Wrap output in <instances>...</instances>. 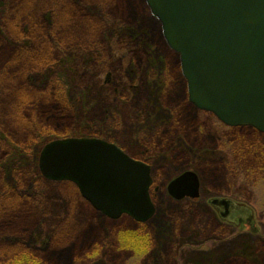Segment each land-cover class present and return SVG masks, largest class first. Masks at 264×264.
<instances>
[{"label":"rangeland","instance_id":"374dc122","mask_svg":"<svg viewBox=\"0 0 264 264\" xmlns=\"http://www.w3.org/2000/svg\"><path fill=\"white\" fill-rule=\"evenodd\" d=\"M72 138L153 169L149 221L43 176L45 146ZM186 171L199 199L168 193ZM216 195L248 205L258 232L222 220ZM0 264H264V134L190 103L146 0H0Z\"/></svg>","mask_w":264,"mask_h":264},{"label":"water","instance_id":"95a60500","mask_svg":"<svg viewBox=\"0 0 264 264\" xmlns=\"http://www.w3.org/2000/svg\"><path fill=\"white\" fill-rule=\"evenodd\" d=\"M146 3L166 44L179 55L190 103L228 127L264 134V0ZM40 169L49 180L74 184L85 201L111 219L127 215L145 223L155 214L151 167L113 143L73 138L51 142L43 149ZM168 191L177 200L198 198L197 174L183 173ZM211 204L222 220L258 232L249 206L230 199Z\"/></svg>","mask_w":264,"mask_h":264},{"label":"flooded vegetation","instance_id":"af4514ba","mask_svg":"<svg viewBox=\"0 0 264 264\" xmlns=\"http://www.w3.org/2000/svg\"><path fill=\"white\" fill-rule=\"evenodd\" d=\"M135 159V158H134ZM145 163V162H144ZM147 164V163H146ZM151 177H152V181H153V184H152V186H151V188H150V194H151V198H152V200H153V196H152V187L154 186V178H153V169L151 168ZM198 179H199V196H198V198H196V199H199L200 197H201V187H200V178L198 177ZM169 193V192H168ZM170 195V194H169ZM171 196V195H170ZM172 197V196H171ZM173 198V197H172ZM173 199H175V198H173ZM191 198H183V199H181L180 201H183V200H190ZM214 199H230L229 197H227V196H222V195H216V196H212V197H210L208 200H207V204L209 205V206H211V208L215 211V213L218 215V216H220V214H219V212L217 211V209L216 208H214L213 207V205L211 204V201L212 200H214ZM230 200H232V199H230ZM154 201V200H153ZM232 201H234V202H236V203H239V204H245V203H243V202H240V201H237V200H232ZM219 205L218 206H222V205H220V203H218ZM246 205V204H245ZM231 206H233V204H231ZM248 206V205H247ZM156 211V210H155ZM221 218V217H220ZM229 224V223H228Z\"/></svg>","mask_w":264,"mask_h":264},{"label":"trees","instance_id":"16d2710c","mask_svg":"<svg viewBox=\"0 0 264 264\" xmlns=\"http://www.w3.org/2000/svg\"><path fill=\"white\" fill-rule=\"evenodd\" d=\"M30 24H32V23H30ZM28 29H30L29 25H28ZM30 30H31V29H30ZM26 31H28V30H25V32H26ZM26 33L28 34V33H30V31H29V32H26Z\"/></svg>","mask_w":264,"mask_h":264}]
</instances>
